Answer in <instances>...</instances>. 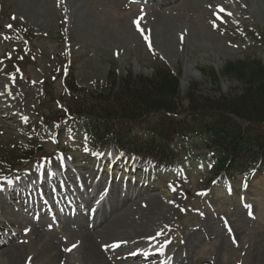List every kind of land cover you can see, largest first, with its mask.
Instances as JSON below:
<instances>
[{
    "label": "rangeland",
    "instance_id": "obj_1",
    "mask_svg": "<svg viewBox=\"0 0 264 264\" xmlns=\"http://www.w3.org/2000/svg\"><path fill=\"white\" fill-rule=\"evenodd\" d=\"M63 1L0 0V57L11 61L7 65L4 60L0 62V88L12 93L6 98V105L0 101V153L3 149L36 146L38 156H49L58 149L57 136L28 141L25 130L26 124L33 121L44 122L41 114L45 113L48 119L59 111L55 100L61 102L67 96L63 82L68 73L77 86L92 90L106 84L111 71H116L120 77L127 71L151 76L153 64L157 62L180 76L181 96L191 85H198L201 95L217 96L219 92L235 94L241 88L235 80L221 76L225 63L259 60L264 64V0L262 3L260 0H175L165 6L136 0H73L75 5L68 10ZM60 2L64 8H60ZM9 24L10 29L6 27ZM164 25L170 26L165 28ZM22 31L31 32L33 39L29 42L25 39L27 42L22 44ZM3 35L11 39H4ZM165 37L169 38L167 44L162 41ZM3 65L13 77L5 74L7 68ZM210 69L218 73V85L204 77L203 70ZM4 84H8L7 88ZM42 87L47 92L46 98L42 96ZM42 98L44 105L38 110ZM198 144L197 139L183 142V147L192 149L193 156L190 163L181 165L183 173L180 169L173 174L153 175L146 178L141 187L132 184L133 187L124 188L123 184L114 192L118 178H133L125 172L127 164L108 171L109 151L103 150L94 158L80 155L81 144L66 133L62 145L79 153L65 156L63 159L70 162L68 167L72 169L66 174L60 170L59 173L61 177L67 175L71 185L78 188L72 191L86 199L89 195L84 191H95L93 196H98L101 192L96 183L107 186L109 177H113L110 197L98 211L101 223L113 211V199L118 200L117 204L123 203V211L131 212L133 217L129 231L122 232H126L124 236L122 230L116 232L117 237L105 236L106 232L101 235L102 244L119 245L117 248L107 245L109 254L119 253L128 244L134 247L149 242L160 245V240L149 239L160 237L169 250H177L180 257L186 256L181 264H200L204 260H211L212 264H259L264 252V173L257 174L247 185L241 177L221 182L212 176L209 165L203 161L207 150H196ZM55 159L32 167L24 176L31 170L34 175L35 171L49 166L58 169L63 159ZM91 166L96 169V178L87 176L86 179L82 176L86 173L84 167L91 169ZM117 171L121 176L118 177ZM19 174L23 175L11 172L7 179ZM4 180L6 177L0 179V186ZM204 190L206 194H201ZM2 192L0 221H8L13 226L11 231H18L19 223L26 226L25 218L15 211L6 192L4 195ZM225 219L235 233L234 243L227 234ZM40 222L47 227L43 232L36 226L34 233L19 234L14 240L13 243H18L15 247H20L21 258H8L7 253L1 255L2 248L0 264H43L44 258L39 253L53 242L71 252L61 248L68 254L66 264L81 263L73 227L77 222L85 227V220L64 218L56 228L49 226L45 219ZM101 223L97 225L99 230ZM56 262L52 264L61 263Z\"/></svg>",
    "mask_w": 264,
    "mask_h": 264
},
{
    "label": "trees",
    "instance_id": "obj_2",
    "mask_svg": "<svg viewBox=\"0 0 264 264\" xmlns=\"http://www.w3.org/2000/svg\"><path fill=\"white\" fill-rule=\"evenodd\" d=\"M203 75L218 85L216 71L203 70ZM221 76L239 83L240 91L223 94L218 89L217 96H207L191 85L181 96L179 75L158 63L148 77L111 71L107 83L92 90L78 87L69 74L68 95L54 115L61 113L58 117L78 130L87 147L111 145L157 168L175 163L180 155L175 140L190 137L209 151L215 175L259 172L264 169V64L227 62ZM32 155L14 148L0 161L3 168L13 167Z\"/></svg>",
    "mask_w": 264,
    "mask_h": 264
},
{
    "label": "bare ground",
    "instance_id": "obj_3",
    "mask_svg": "<svg viewBox=\"0 0 264 264\" xmlns=\"http://www.w3.org/2000/svg\"><path fill=\"white\" fill-rule=\"evenodd\" d=\"M63 1V0H62ZM164 1V0H162ZM173 1L175 0H168L167 1V4L166 5H170ZM64 2V1H63ZM41 3V2H40ZM260 3L261 0H260ZM65 4L64 6H66L67 10L68 9H71L74 7V2L73 0H65ZM156 4V3H155ZM262 5V4H261ZM62 6V3L60 2V8ZM165 6V5H164ZM34 7V6H33ZM44 7V6H43ZM158 7V6H157ZM64 8V7H63ZM163 8V7H162ZM43 11V10H42ZM72 23V22H71ZM167 24V23H166ZM165 28H169L168 25H164ZM164 28V29H165ZM166 30V29H165ZM170 30V29H168ZM167 31H165L166 33ZM163 35V34H162ZM167 35V34H166ZM165 44H167L166 42L169 41V38L165 37L163 40H162ZM167 46V45H164V47ZM8 85V84H6ZM6 85L4 84V87H6ZM10 87V86H9ZM7 88V87H6ZM0 92H3L4 94L3 95H0V101H2L3 103L2 104H7L8 100L6 98L9 97L10 94L12 93H8L6 92V90L0 88ZM11 96V95H10ZM17 96V95H16ZM115 192V190H114ZM115 197V196H114ZM113 199V198H112ZM116 199V198H115ZM117 199L111 202H113V211L109 214V217L107 220L104 221V223L102 224L101 221L98 223V224H102L100 226V230H99V226H97L98 224L95 222L93 224V227H90L89 225L84 227L83 224H80L76 227V229L74 230V234L76 236V239L77 241L79 242V252H80V261L79 263L81 262L82 264H120V262H118V259L116 257H114L113 253L109 254L108 253H105L102 254V251H105L106 250V247L104 245H102V242H100V237H102L101 235L106 232V235L107 236L108 234L109 235H116V232L117 231H121V233L123 231H126L128 229H130V226H129V223L131 221V217L132 216V213L131 212H128V211H123V203H120V204H117ZM129 203V202H128ZM133 203V202H132ZM136 205V204H135ZM3 206V205H2ZM163 207V206H162ZM1 208V207H0ZM4 208V207H3ZM127 208V206H126ZM125 208V209H126ZM129 208V207H128ZM127 208V209H128ZM1 211V210H0ZM2 211H5V210H2ZM169 219V218H168ZM138 223V222H137ZM91 228V229H90ZM38 231H42L43 229L41 228H37ZM129 231V230H128ZM43 232V231H42ZM105 234V233H104ZM123 236L125 233H122ZM37 235H40V234H37ZM119 235V234H118ZM137 235V234H136ZM122 236V237H123ZM113 236H111L112 238ZM120 237V235H119ZM135 237V236H134ZM75 239V240H76ZM116 239V238H115ZM122 240V239H121ZM42 241V240H41ZM44 241V240H43ZM107 241V240H106ZM114 241V240H113ZM112 241V242H113ZM119 241V240H117ZM125 241V240H124ZM17 242V241H16ZM47 242V241H45ZM111 242V241H110ZM26 243V242H25ZM56 242H53L51 246H46V247L43 249L42 252H38L39 255L42 254V257L44 258V262L43 264H52L53 262H56V263H59L58 261H61L63 260V262L65 263L67 258H68V254L66 253H63L61 248L57 245H55ZM120 243V242H119ZM125 243V242H124ZM123 243V244H124ZM18 243H13V244H10L7 246V248L4 247V249H2V252H1V255L2 254H5L7 253V257H12V258H21L20 257V253H18V249L20 247H15V245H17ZM44 244V242H43ZM42 244V246H43ZM49 244V243H48ZM125 245V244H124ZM129 245V244H128ZM18 246V245H17ZM28 246V245H27ZM110 246V245H109ZM137 246V245H136ZM134 247V249H137V248H140L139 246L137 247ZM9 247V248H8ZM41 247V246H40ZM111 247V246H110ZM115 248H117L115 246ZM129 248V247H127ZM127 248L125 247H122V249L120 250V252H123V251H126ZM24 249V248H23ZM112 249V248H111ZM110 249V251H111ZM142 250H145L146 248H141ZM102 250V251H101ZM113 250H114V247H113ZM41 251V250H40ZM45 251V252H44ZM109 251V250H107ZM119 252V253H120ZM115 254V253H114ZM140 255V253H136V254H133L132 256V259H135L137 260L138 259V256ZM262 256L260 258V261H259V264H264V252L263 254H261ZM4 256V255H3ZM36 257V256H35ZM41 257V256H40ZM173 257V256H172ZM158 256H155V255H150V257H145L143 258V260H141L140 264H155L157 262V259ZM176 257H173L172 260L169 261V264H178L175 260ZM5 259V258H4ZM73 259V258H72ZM165 259H169V257H165ZM12 260V259H11ZM9 260V261H11ZM14 260V259H13ZM13 262V261H12ZM78 262V261H77ZM15 263V262H14ZM19 263V262H18ZM80 263V264H81Z\"/></svg>",
    "mask_w": 264,
    "mask_h": 264
},
{
    "label": "snow or ice",
    "instance_id": "obj_4",
    "mask_svg": "<svg viewBox=\"0 0 264 264\" xmlns=\"http://www.w3.org/2000/svg\"><path fill=\"white\" fill-rule=\"evenodd\" d=\"M221 11H223V9H221ZM15 17H13V19H14ZM213 26H215V22H213ZM6 27H8L9 29L12 27V25L11 24H9V25H7ZM4 39H11V37H7V36H5L4 37ZM146 39H147V37H146ZM149 47H151V45L149 44ZM10 58V57H9ZM7 87V86H6ZM4 93L3 92H0V95H3ZM25 119H27V118H25ZM86 151H87V149H86ZM18 179V178H17ZM173 190H175V189H173ZM202 194H206V193H202ZM160 234H162V233H157V235H160ZM149 239H155V237H149ZM169 243H171V241H168ZM113 246H116V247H118L119 245L118 244H115V245H113ZM74 247V246H73ZM105 247H108V246H105Z\"/></svg>",
    "mask_w": 264,
    "mask_h": 264
}]
</instances>
